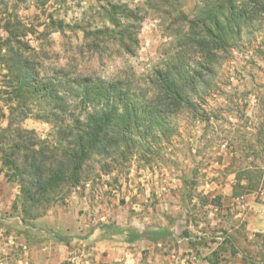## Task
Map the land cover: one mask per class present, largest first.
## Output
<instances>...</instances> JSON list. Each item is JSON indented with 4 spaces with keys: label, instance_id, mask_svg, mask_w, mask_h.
Returning a JSON list of instances; mask_svg holds the SVG:
<instances>
[{
    "label": "rangeland",
    "instance_id": "1",
    "mask_svg": "<svg viewBox=\"0 0 264 264\" xmlns=\"http://www.w3.org/2000/svg\"><path fill=\"white\" fill-rule=\"evenodd\" d=\"M215 1L48 0L38 10L34 0H0V15L16 12L35 26L26 54L41 76L66 69L70 77L122 79L137 91L178 53L175 36L186 26L174 21L173 5L191 18ZM108 3L134 13L120 17L136 37L130 52L108 37L86 35L114 28L102 9ZM48 13L62 30L43 29ZM227 52L220 54L213 93L198 100L199 108L171 118L169 140L127 160L94 158L78 184L60 188L33 218L22 219L21 182L3 166L0 150V264H264V208L255 222L245 211L252 201L245 195L264 192V17L244 23ZM6 90L0 77V132L10 114ZM28 109L23 119L13 113L11 129L43 143L54 162L56 129L36 117L44 105ZM13 141L7 136L0 147ZM242 170L252 178L249 185L236 178ZM100 224L164 235L127 243Z\"/></svg>",
    "mask_w": 264,
    "mask_h": 264
},
{
    "label": "trees",
    "instance_id": "2",
    "mask_svg": "<svg viewBox=\"0 0 264 264\" xmlns=\"http://www.w3.org/2000/svg\"><path fill=\"white\" fill-rule=\"evenodd\" d=\"M34 1L38 10H43L48 2ZM106 5L102 9L114 28L87 31L86 35L108 37L130 52L128 42L134 44L136 37L131 25L121 27L120 17L131 18L134 13L122 5ZM171 10L177 12L174 21L186 26L185 32L175 36L178 53L169 65L156 71L145 89L137 91L122 79L70 77L66 69L56 70L59 74L55 77L41 76L38 65L26 54L31 50L27 36L37 33L35 26L22 23L16 12L0 15V28L6 34L0 38V70L4 71L0 77L8 88L4 92L10 107L0 140L7 136L15 138L9 149L0 147V150L3 166L19 176L21 182L22 219L33 218L34 210L50 201L60 188L78 184L94 158L127 160L149 151L150 145L169 140L174 134L171 118L199 108L198 100L213 93L220 54H228L231 41L239 36L244 23L264 17V0H217L191 18L174 9V5ZM46 20L43 29L53 25L63 29L60 21L55 25L51 14L46 15ZM31 104L44 105V115L36 117L51 122L56 129L54 162L47 161L43 143L37 145L32 135L19 127L11 129L13 113L19 111L18 118H26ZM246 173L242 170L236 178L248 180L249 185L252 178ZM98 229L120 235L127 243L142 237L156 242L164 235L106 224H100Z\"/></svg>",
    "mask_w": 264,
    "mask_h": 264
},
{
    "label": "crops",
    "instance_id": "3",
    "mask_svg": "<svg viewBox=\"0 0 264 264\" xmlns=\"http://www.w3.org/2000/svg\"><path fill=\"white\" fill-rule=\"evenodd\" d=\"M258 195H260V197ZM250 197L252 198V201L249 200ZM245 199L249 200L248 201L249 203L247 205L249 207H247L248 209H245L246 215L250 214L249 216L255 222L257 217H258L256 212L258 210L264 208V192L261 191V192H257V193H249V194L245 195ZM261 200H262V202H261Z\"/></svg>",
    "mask_w": 264,
    "mask_h": 264
}]
</instances>
